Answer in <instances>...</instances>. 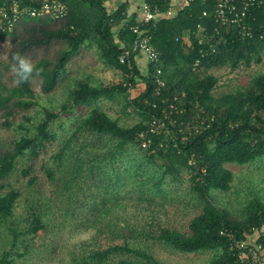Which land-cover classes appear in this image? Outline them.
Here are the masks:
<instances>
[{
    "label": "trees",
    "instance_id": "1",
    "mask_svg": "<svg viewBox=\"0 0 264 264\" xmlns=\"http://www.w3.org/2000/svg\"><path fill=\"white\" fill-rule=\"evenodd\" d=\"M59 1L68 9L67 16L60 20L33 18L25 13L27 9H37L41 0H0V51L1 44L10 40V58L17 65V86L13 88L5 84L0 72V119L6 121L5 126L11 125L9 122L15 119L16 110H28L35 105L33 79L42 80L45 93L53 92L67 75L72 58L86 44L97 46L104 64L117 70L124 83L95 86L88 80L78 81L70 91L68 103L58 112L46 110L45 118L35 126V133L15 140L12 148L0 155V179L7 180L16 171L19 161L35 162L56 140L51 130L55 121L76 116L83 109L88 111L78 116L70 136L54 157L57 170L44 167L51 185L57 182L58 172L61 174L65 181L61 194L50 191L36 198L29 207L28 227L19 230L13 222L20 192L12 189L0 193V234L2 230L9 233L6 238L11 247V251L0 255V264H15L16 257L22 259L30 253L28 242L46 230L56 200L64 204L80 196L77 183L87 161L101 168L106 159H121L130 150L136 153V171L151 167L154 174H160L152 185L157 191H162L165 178L180 183L187 174L192 191L201 202V213L192 218L187 232H183L159 218L156 209L159 207L154 208L152 201L160 195H149L147 205H144L146 195H140L138 203L125 206L135 209V222L126 219L119 223L116 219L114 224L110 220L104 225V218L113 207L107 208L95 218L96 234L85 244L94 249L82 256L79 264H163L138 242L139 237L185 254L213 252L210 264H255L249 257L241 260L230 249V242L234 238L264 249V202L251 201L237 219L218 207L212 194L231 190L234 174L227 165L246 166L264 158V74L236 91L216 94L220 82L218 71L234 72L240 67L250 68L262 63L264 3L249 11L246 24L251 28L252 37L244 38L235 27L202 18L204 11H213L214 0L205 4L185 2L182 8H176L173 0H147L161 12L174 7L172 17H163L147 26L136 16L130 17L126 4L112 13L105 0ZM137 25L151 37L158 59L152 64L147 62L146 69H141L133 59L131 70L128 65H122L119 58L137 39L131 30ZM54 41L65 43V49L55 61L43 59L34 66L21 67L27 52ZM157 78L166 83L161 95L157 94ZM120 96L125 101V109L135 111L140 117L131 127L121 125L119 120L96 107L102 100L116 102ZM174 98H178V108L185 110V114H175L176 133L167 139L159 135L153 146L143 148L141 134L149 128L147 122L149 113L155 111L153 106L161 110L173 103ZM82 133L112 142L114 149H107L103 154L99 149L81 145L77 150L75 145ZM163 141L165 146L161 148ZM74 159L75 168L66 176V163ZM32 169L33 165H28L25 172L30 174ZM136 183L140 188H149L150 180ZM31 184L35 185L36 179ZM72 192L75 195H70ZM81 196L91 200L92 210H97L98 195ZM13 249L18 250L13 252Z\"/></svg>",
    "mask_w": 264,
    "mask_h": 264
},
{
    "label": "rangeland",
    "instance_id": "2",
    "mask_svg": "<svg viewBox=\"0 0 264 264\" xmlns=\"http://www.w3.org/2000/svg\"><path fill=\"white\" fill-rule=\"evenodd\" d=\"M11 47V41L6 40L1 44L0 51V72L9 88L17 86V65L10 58ZM64 49L65 43L57 41L46 47L33 48L26 53L20 65L21 67L34 66L43 59L55 61ZM217 74L220 78L217 95L236 91L248 84L254 77L264 74V55L260 65L253 64L250 68L240 67L234 72L221 70ZM87 80L95 86L124 83L123 77L117 70L104 64L97 46L86 44L82 51L72 58L67 75L53 92L45 93L42 89V80L35 77L32 82L35 105L28 110H16L15 119L10 120L9 127L5 126V120L0 119V155L9 151L15 140L26 134L35 133V126L45 118V111L58 112L62 105L68 103L70 91L75 84L78 81ZM117 98L116 102L102 100L96 107L106 112L112 119L119 120L120 124L125 127L135 125L140 119L139 115L131 109H125L126 104L121 96ZM86 114L88 111L83 109L76 116H65L55 121L51 130L55 133L56 140L48 145L46 152L35 162L19 161L16 171L9 179H0V193L14 189L21 194L13 219L15 227L19 230L28 227L31 221L29 207L33 205L36 198L39 199L41 195H47L50 191L56 193L55 195L61 194L65 185L61 174L58 172L57 182L51 185L44 167L57 170L54 157L70 136L78 116ZM20 126L25 128L21 129ZM81 145L99 149L103 154L107 152V149H114L112 142L98 140L96 136L88 133H82L75 149H80ZM135 154L130 150L121 159H106L100 165L101 168H95L96 165H90L87 161L83 165L77 183L80 185L77 195L80 196L72 197L64 204L60 203L59 199L56 200L49 220L46 222V230L40 232L32 242L29 240L30 253L22 259L16 257L15 264H79L82 256H86L94 249L85 244L89 243L96 234L95 218L102 211L113 207L107 214V218H104V225L110 220L114 224L116 219L119 223L126 219H133L135 222V209L125 206L138 203L140 195H146L144 205H147L149 195H160L152 201V206L159 207L156 209L159 211L161 221L187 232L189 222L201 213V202L193 193L187 174L183 175L180 183H173L169 177L165 178L162 191H157L152 185L160 174H154L151 167H143L140 171H136ZM75 163V159L72 163H66V176L73 172ZM28 165H33L30 174L25 172ZM226 168L234 174L231 190L226 193L214 191L213 201L221 209L227 210L232 218L238 219L244 214L251 201L259 199L264 202V158L246 166L227 165ZM33 179H36L35 185L31 184ZM137 180H150L149 188H140L136 183ZM70 195L75 194L72 192ZM81 195H93V197L98 195L95 200L97 210H92L91 200ZM99 225L101 222L97 224ZM8 234L5 230L1 231L0 255L5 251H11L6 238ZM138 242L145 245L163 264H210L214 258L213 252L185 254L163 244L146 241L142 237L138 238ZM13 250L16 252L18 249ZM19 250L24 251L21 247Z\"/></svg>",
    "mask_w": 264,
    "mask_h": 264
},
{
    "label": "built area",
    "instance_id": "3",
    "mask_svg": "<svg viewBox=\"0 0 264 264\" xmlns=\"http://www.w3.org/2000/svg\"><path fill=\"white\" fill-rule=\"evenodd\" d=\"M174 1V0H173ZM210 0H185L187 4L200 2L205 4ZM216 2L212 12L204 11L202 14L203 19L212 18L217 24L228 27L232 26L238 29L239 34L244 38H251V28L246 24V17L249 11L264 3V0H214ZM173 3V2H172ZM67 6L59 0H41L37 9H27L26 14L33 18H53L63 19L67 16ZM174 14L173 8L167 12H161L158 7H152L147 0H144L142 6V18L139 22L145 26L155 23L163 17H172ZM200 28V26L198 27ZM132 32L137 35V39L133 42L132 46L125 48V51L119 58L122 65H128L133 69V62L138 54L146 56L148 63H155L158 59L157 52L152 44L151 37L147 36L144 30H141L140 25L131 28ZM159 74L161 72L159 71ZM157 94L161 95L165 88V81L160 78L156 79ZM178 98H174V102L168 107L160 110L153 106L155 111L149 113L147 122L148 129L142 132L141 138L143 140V148L153 146L154 140L159 135H164L167 138L175 134L177 121L175 114H185V110H180L176 105ZM166 101H164L165 105ZM165 142L160 144L163 148ZM177 147V145H175ZM191 165L193 163H190ZM230 249L237 253L241 260L251 258L255 264H264V249L261 245H251L248 242L232 239L230 242Z\"/></svg>",
    "mask_w": 264,
    "mask_h": 264
},
{
    "label": "crops",
    "instance_id": "4",
    "mask_svg": "<svg viewBox=\"0 0 264 264\" xmlns=\"http://www.w3.org/2000/svg\"><path fill=\"white\" fill-rule=\"evenodd\" d=\"M176 8H182L185 4V0H174ZM144 0H105L106 7L110 10V12L114 13L117 11L123 4L128 6V12L130 17L136 16L137 20H141L142 18V6ZM174 8V7H173ZM136 62L139 64L141 69H146L147 59L143 54H139L135 57Z\"/></svg>",
    "mask_w": 264,
    "mask_h": 264
}]
</instances>
